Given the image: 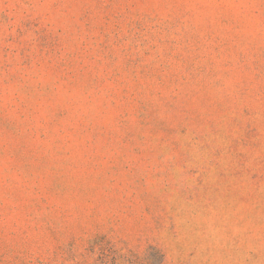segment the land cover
<instances>
[{"label": "rangeland", "instance_id": "rangeland-1", "mask_svg": "<svg viewBox=\"0 0 264 264\" xmlns=\"http://www.w3.org/2000/svg\"><path fill=\"white\" fill-rule=\"evenodd\" d=\"M0 264H264V0H0Z\"/></svg>", "mask_w": 264, "mask_h": 264}]
</instances>
